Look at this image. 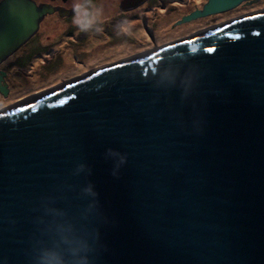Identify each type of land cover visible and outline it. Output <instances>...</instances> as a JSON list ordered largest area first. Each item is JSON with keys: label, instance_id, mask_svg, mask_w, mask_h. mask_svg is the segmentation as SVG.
I'll return each mask as SVG.
<instances>
[{"label": "water", "instance_id": "water-1", "mask_svg": "<svg viewBox=\"0 0 264 264\" xmlns=\"http://www.w3.org/2000/svg\"><path fill=\"white\" fill-rule=\"evenodd\" d=\"M43 14L0 3V62ZM46 208L99 229L97 264H264V9L0 110V264H31Z\"/></svg>", "mask_w": 264, "mask_h": 264}, {"label": "flooded vegetation", "instance_id": "flooded-vegetation-1", "mask_svg": "<svg viewBox=\"0 0 264 264\" xmlns=\"http://www.w3.org/2000/svg\"><path fill=\"white\" fill-rule=\"evenodd\" d=\"M29 1L44 11L43 18L36 32L0 62V98L4 101L0 108L14 105L8 102L12 92L10 71L42 64L49 55L55 56L58 49H64L61 63L71 73L65 84L91 72L145 57L264 9V0L243 2L229 11L183 22L184 17L202 10L208 0H90L105 6L106 18L88 32H81L73 23L72 0ZM1 87L7 88L6 95Z\"/></svg>", "mask_w": 264, "mask_h": 264}, {"label": "clouds", "instance_id": "clouds-1", "mask_svg": "<svg viewBox=\"0 0 264 264\" xmlns=\"http://www.w3.org/2000/svg\"><path fill=\"white\" fill-rule=\"evenodd\" d=\"M104 7L103 4H94L90 0H72L73 23L81 32H88L106 18L103 14ZM176 75L178 72L166 75L162 82L175 84ZM185 79L191 80L194 77ZM109 155L118 157L120 164L127 159L111 149ZM80 168L83 170L84 166L81 165ZM84 192L92 198L90 207H95L99 194L94 187L89 185ZM45 214L51 219L41 229L43 239L37 240L33 245L31 264H97L98 253L104 247L98 228L74 222L61 209L46 208Z\"/></svg>", "mask_w": 264, "mask_h": 264}, {"label": "rangeland", "instance_id": "rangeland-1", "mask_svg": "<svg viewBox=\"0 0 264 264\" xmlns=\"http://www.w3.org/2000/svg\"><path fill=\"white\" fill-rule=\"evenodd\" d=\"M59 50V51H58ZM57 54L46 57L42 64L20 67L17 71H10L12 76L9 83L12 84V92L8 102L19 103L28 98L38 97L41 94L64 84L70 79V70L62 66L61 60L64 57V49H58ZM0 98V107L2 105ZM0 108V110L4 109Z\"/></svg>", "mask_w": 264, "mask_h": 264}, {"label": "snow or ice", "instance_id": "snow-or-ice-1", "mask_svg": "<svg viewBox=\"0 0 264 264\" xmlns=\"http://www.w3.org/2000/svg\"><path fill=\"white\" fill-rule=\"evenodd\" d=\"M209 51L211 52V51H215V49H209Z\"/></svg>", "mask_w": 264, "mask_h": 264}]
</instances>
